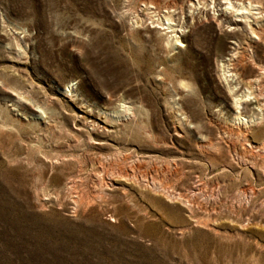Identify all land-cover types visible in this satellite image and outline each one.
Masks as SVG:
<instances>
[{
	"label": "rangeland",
	"instance_id": "374dc122",
	"mask_svg": "<svg viewBox=\"0 0 264 264\" xmlns=\"http://www.w3.org/2000/svg\"><path fill=\"white\" fill-rule=\"evenodd\" d=\"M263 94L264 0H0V264H264Z\"/></svg>",
	"mask_w": 264,
	"mask_h": 264
},
{
	"label": "bare ground",
	"instance_id": "6f19581e",
	"mask_svg": "<svg viewBox=\"0 0 264 264\" xmlns=\"http://www.w3.org/2000/svg\"><path fill=\"white\" fill-rule=\"evenodd\" d=\"M231 3V2H230ZM226 9H228V7L226 8ZM246 10V9H245ZM243 12V11H242ZM242 12H240V13H242ZM245 12V11H244ZM246 14V13H245ZM173 30V29H172ZM173 36H174V38H173V40H174V43L173 44H176V45H181V42H180V40L178 39V36H177V34H173ZM171 39V38H170ZM172 40V39H171ZM235 56H236V54H234ZM234 59V58H233ZM240 59V58H239ZM231 61H234V60H231ZM239 61V60H238ZM221 66V65H220ZM231 66V65H230ZM229 66V67H230ZM228 68V67H227ZM232 68V67H231ZM230 68V69H231ZM232 70H234V69H232ZM223 71V78H226V77H228V76H231L230 74H229V72L228 71H224V70H222ZM231 73V72H230ZM234 73H236V72H234ZM233 73V74H234ZM240 73V72H239ZM238 74V73H237ZM233 77V76H232ZM229 79H230V77H228ZM227 79V78H226ZM250 79V78H249ZM234 81H236V80H234ZM244 81V80H243ZM249 81V80H248ZM247 81V82H248ZM257 81V80H256ZM245 82V81H244ZM250 82V81H249ZM258 82H260V81H258ZM229 84V83H228ZM252 84V83H251ZM244 85V84H243ZM247 85H248V83H247ZM247 85H246V87H247ZM252 87V86H251ZM232 89V88H231ZM234 89V88H233ZM232 89V90H233ZM250 90V89H249ZM253 90V89H252ZM251 91V90H250ZM247 93H248V91H247ZM259 95H261V94H259ZM264 95V94H263ZM243 97V96H242ZM242 97H238V96H235V99H234V103H235V105H237V106H239L240 105V103L244 100V99H242ZM262 97V96H261ZM247 98V97H246ZM257 98V97H256ZM243 103V102H242ZM241 103V104H242ZM242 108V107H241ZM241 110V109H240ZM239 110V111H240ZM237 115V114H236ZM246 118V117H245ZM237 119V118H236ZM240 121V120H239Z\"/></svg>",
	"mask_w": 264,
	"mask_h": 264
}]
</instances>
